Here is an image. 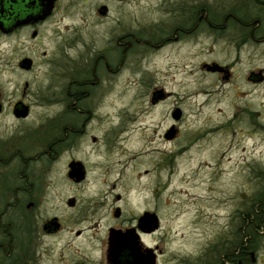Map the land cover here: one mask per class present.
Wrapping results in <instances>:
<instances>
[{
  "label": "flooded vegetation",
  "instance_id": "af4514ba",
  "mask_svg": "<svg viewBox=\"0 0 264 264\" xmlns=\"http://www.w3.org/2000/svg\"><path fill=\"white\" fill-rule=\"evenodd\" d=\"M96 1L0 0V261L37 264L64 236L62 252L71 264L95 263V99L133 53L171 56L175 64L182 61L187 77L190 61L204 56L198 69L224 85L236 77L244 51H264V0H155L136 29L129 17L122 22L111 14L113 4L130 0ZM69 12L80 22L68 23ZM95 17L112 22L102 44ZM223 51L231 53L229 61L213 57ZM244 76L250 85L262 83L264 67ZM169 94L155 83L146 92L152 107ZM176 108L181 111L175 106L171 117ZM181 118L182 111L172 117ZM167 131L162 136L170 140L178 129L172 124ZM111 211L108 232L135 234L146 254L149 232L139 219L149 210L125 215L115 205ZM102 255L111 264L107 242Z\"/></svg>",
  "mask_w": 264,
  "mask_h": 264
},
{
  "label": "rangeland",
  "instance_id": "374dc122",
  "mask_svg": "<svg viewBox=\"0 0 264 264\" xmlns=\"http://www.w3.org/2000/svg\"><path fill=\"white\" fill-rule=\"evenodd\" d=\"M154 1L113 4L111 14L122 22L129 17L136 29ZM232 1L236 0L223 3ZM69 14L68 23L80 22L78 13ZM95 23L102 44L112 22L95 17ZM116 26L118 31L121 25L116 22ZM213 57L229 61L232 55L223 51ZM202 59L196 56L190 61L187 77L182 75V61L175 64L166 55L141 59L135 52L131 63L101 84L95 99V263L82 264H104L102 253L108 227L114 224L111 209L115 205L125 215L143 209L157 214L158 228L143 236L156 264H210L219 251L235 253L245 221L253 226L261 223L259 236L244 263L236 257L230 264L238 259L241 264H264V214L258 220L254 204L255 199L264 202V82L250 85L244 76L250 69L264 67V51H244L234 68L236 77L224 85L198 69ZM152 83L170 93L155 107L146 96ZM175 106L182 111L177 122L171 117ZM172 124L178 132L166 140L162 135ZM203 164L214 165L205 176L193 169L189 180L175 179L184 166ZM116 194L121 195L120 202L115 201ZM219 198L224 206L221 225L215 224ZM66 239L52 242L49 255L37 264H71L62 252ZM83 241L87 254L88 239ZM0 264L14 263L1 260Z\"/></svg>",
  "mask_w": 264,
  "mask_h": 264
},
{
  "label": "water",
  "instance_id": "95a60500",
  "mask_svg": "<svg viewBox=\"0 0 264 264\" xmlns=\"http://www.w3.org/2000/svg\"><path fill=\"white\" fill-rule=\"evenodd\" d=\"M104 13V8L101 10ZM181 111L176 108L172 117L179 119ZM173 135V129L170 128L166 137ZM140 226L147 232H153L159 226L158 216L153 212H145L139 219ZM137 236L131 232H119L118 230L110 229L107 238V260L111 264H156L155 253L152 248H148L146 254L140 252ZM126 252V257H122V252ZM253 253L250 252V255ZM237 264H241L238 261Z\"/></svg>",
  "mask_w": 264,
  "mask_h": 264
},
{
  "label": "trees",
  "instance_id": "16d2710c",
  "mask_svg": "<svg viewBox=\"0 0 264 264\" xmlns=\"http://www.w3.org/2000/svg\"><path fill=\"white\" fill-rule=\"evenodd\" d=\"M254 204L256 206L255 209L257 211L259 210L258 212L255 210V213L257 212L256 215L259 220V218H261L264 214V202L259 199L258 200L255 199ZM246 219L250 220V217H247ZM245 223L246 224H245L244 233L240 236L238 245L236 244V248H239V253L237 255H234V252H233L234 250L226 251L224 249L222 251H219L217 255L213 257L210 264H230V262L236 257L237 258L241 257L244 263V261L246 260V253L252 246L255 245V241H257V238L259 236V233H258L259 228L261 227V223H259L257 226H253L252 221H245Z\"/></svg>",
  "mask_w": 264,
  "mask_h": 264
},
{
  "label": "bare ground",
  "instance_id": "6f19581e",
  "mask_svg": "<svg viewBox=\"0 0 264 264\" xmlns=\"http://www.w3.org/2000/svg\"><path fill=\"white\" fill-rule=\"evenodd\" d=\"M225 154V152L223 153ZM181 158H183V155L181 156ZM214 165H209V164H203V166H195V168L192 167H189V166H184L183 168H181L180 171H178L176 173V176H175V179L176 180H179V181H187L190 179V174L192 172V170L194 169V171H196L195 173L197 175H203L205 176L207 171L209 169H212ZM189 175V176H188ZM188 176V177H187ZM141 188V187H140ZM175 189H172V191H174ZM177 192L181 193L180 190H178ZM204 200H205V197H204ZM205 202V201H204ZM186 205L188 204L187 202L185 203ZM223 209H224V206H223V199L222 198H219L216 202V210L218 211L217 215L215 216V224L216 223H219L221 225V223L223 222Z\"/></svg>",
  "mask_w": 264,
  "mask_h": 264
}]
</instances>
